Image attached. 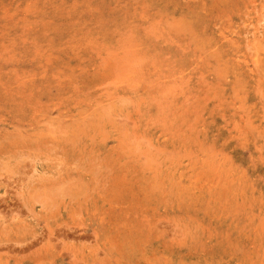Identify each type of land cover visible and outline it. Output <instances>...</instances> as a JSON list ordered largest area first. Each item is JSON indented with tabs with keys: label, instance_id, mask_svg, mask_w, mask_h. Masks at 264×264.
<instances>
[{
	"label": "rangeland",
	"instance_id": "374dc122",
	"mask_svg": "<svg viewBox=\"0 0 264 264\" xmlns=\"http://www.w3.org/2000/svg\"><path fill=\"white\" fill-rule=\"evenodd\" d=\"M85 260L264 264V0H0V264Z\"/></svg>",
	"mask_w": 264,
	"mask_h": 264
},
{
	"label": "bare ground",
	"instance_id": "6f19581e",
	"mask_svg": "<svg viewBox=\"0 0 264 264\" xmlns=\"http://www.w3.org/2000/svg\"><path fill=\"white\" fill-rule=\"evenodd\" d=\"M257 79H258V78H257ZM17 165H18V164H17ZM13 172H14V171H13ZM18 172H19V171H18ZM16 173H17V172H16ZM10 175H11V174H10ZM11 176H12V175H11ZM21 176H22V175H21ZM23 177H24V176H23ZM19 178H20V176H19ZM14 179H15V178H14ZM24 181H25V180H24ZM60 184H61V183H60ZM9 186H10V185H9ZM18 188H19V187H18ZM131 189H133V188H131ZM23 191H24V190H23ZM5 192H6V191H5ZM44 193H45V192H44ZM54 193H55V192H54ZM16 194H17V193H16ZM18 195H19V194H18ZM18 195H17V197H18ZM92 195H93V194H92ZM101 195H102V194H101ZM101 195H100V196H101ZM19 196H20V195H19ZM57 196H58V195H57ZM96 196H97V195H96ZM111 196H112V195H111ZM5 197H6V196H5ZM14 197H15V196H14ZM109 197H110V196H109ZM87 198H88V197H87ZM16 199H17V198H16ZM31 199H32V198H31ZM129 199H130V198H129ZM22 200H23V198H22ZM25 200H26V199H25ZM93 200H95V198H94ZM110 200H111V199H110ZM15 201H16V200H15ZM109 202H110V201H109ZM109 202H108V203H109ZM131 202H132V201H131ZM23 203H24V202H23ZM23 203H22V204H23ZM83 203H84V202H83ZM114 203H115V202H114ZM130 204H131V203H130ZM94 205H95V204H94ZM106 205H107V204H106ZM106 205H105V206H106ZM110 205H111V204H110ZM85 207H86V206H85ZM99 207H100V206H99ZM93 208H94V207H93ZM85 209H86V208H85ZM104 209H105V208H104ZM17 210H18V208H17ZM86 210L88 211V209H86ZM86 210H85V213H86ZM92 210H93V209H92ZM99 210H100V208H99ZM18 211H19V210H18ZM105 211H107V210H105ZM79 212H80V211H79ZM90 212H92V211H90ZM108 212H109V214H110V210H109ZM12 213H13V212H12ZM85 213H84V215H85ZM99 213H100V212H99ZM22 214H23V213H22ZM92 214H93V213H92ZM107 214H108V213H107ZM107 214L105 213V215H107ZM111 214H112V213H111ZM89 216L91 217L92 215H89ZM96 216H97V215H96ZM96 216H95V217H96ZM107 216H108V215H107ZM112 216H114V215H112ZM112 216L110 215V217H112ZM84 217H85V216H84ZM101 217H102V216H101ZM104 218H105V217H104ZM99 219H100V218H99ZM102 219H103V218H102ZM116 219H117V218H116ZM121 219H122V218H121ZM94 220H96V219H94ZM103 220H104V219H103ZM114 220H115V219H114ZM86 221H87V219H86ZM100 221H101V220H100ZM106 221H108L107 218H106ZM16 222L18 223V221H16ZM65 222H66V221H65ZM83 222H84V221H83ZM91 222H92V221H91ZM101 222H102V221H101ZM22 223H23V222H22ZM97 223H98V222H97ZM102 223H103V222H102ZM114 223H116V222H114ZM19 224H20V223H19ZM84 224H85V223H84ZM10 225H12V224H10ZM10 225H9V229H10ZM76 225H77V224H76ZM88 225H89V224H88ZM103 225H104V224H103ZM103 225H102V226L100 225V226L103 227ZM111 225H112V224H111ZM113 225H114V224H113ZM113 225H112V226H113ZM7 226H8V225H7ZM7 226H6V227H7ZM13 226H14V225H13ZM17 226H18V225H17ZM17 226H16V227H17ZM50 226H51V225H50ZM91 226H92V225H91ZM98 226H99V225H98ZM98 226H97V227H98ZM11 227H12V226H11ZM19 227H20V226H19ZM79 227H80V226H79ZM104 227H105V226H104ZM115 227H116V226H115ZM13 228H14V227H13ZM88 228H89V227H88ZM109 228H112V227H109ZM5 229H6V228H5ZM51 229H52V227H51ZM93 229H94V228H93ZM99 229H100V228H98V230H99ZM11 230H12V229H11ZM89 230H91V229H89ZM110 230H112V229H110ZM114 230H115V229H114ZM114 230H113V231H114ZM46 231H47V229H46ZM52 231H54V229H53ZM33 232H34V231H33ZM33 232H32V234H34ZM122 232H123V231H122ZM5 233H6V232H5ZM51 233H53V232H51ZM51 233H50V235H51ZM103 233H104V232H103ZM6 234H7V233H6ZM30 234H31V233H30ZM92 234H93V233H92ZM98 234H99V233H98ZM107 234H108V233H107ZM117 234H118V233H117ZM21 235H22V234H21ZM119 235H120V234H119ZM101 236H103V234H102ZM117 236H118V235H117ZM56 237H57V236H56ZM99 237H100V235H99ZM124 237H125V236H124ZM7 238H8V237H7ZM14 238H18V237H14ZM14 238H13V239H14ZM22 238H23V237H22ZM24 238H25V237H24ZM47 238H48V237H47ZM50 238H51V237H49V239H50ZM54 238H55V237H54ZM106 238H107V236H106ZM109 238H110V237H109ZM115 238H116V237H115ZM11 239H12V237H11ZM42 239H43V237H42ZM15 240H16V239H15ZM18 240H21V239H18ZM25 240H26V239H25ZM43 240H44V239H43ZM45 240H46V239H45ZM96 240H97V239H96ZM107 240H108V239H107ZM22 241H23V240H22ZM51 241H52V240H51ZM103 241H104V238L102 239V243H104ZM46 242H47V241H46ZM125 242H126V241H125ZM26 243H27V242H26ZM29 243H30V242H29ZM44 243H45V242H44ZM48 243H50V242H48ZM122 243H123V242H122ZM27 244H28V243H27ZM27 244H26V246H27ZM41 244H43V243H40V246H39V247H41ZM50 244H51V243H50ZM50 244H48V246H49ZM100 244H101V243H100ZM8 245H9V244H8ZM28 245H29V244H28ZM31 245H32V244H31ZM46 245H47V243H46ZM46 245H45V247H46ZM60 245H61V244H60ZM107 245H108V244H107ZM107 245H106V246H107ZM21 246H22V245H21ZM29 246H30V245H29ZM42 246H44V245H42ZM48 246H47V247H48ZM50 246H51V245H50ZM50 246H49V248H50ZM52 246H53V245H52ZM54 246H55V244H54ZM103 246H104V244H103ZM16 247H17V245H16ZM18 247H19V246H18ZM23 247H25V246H23ZM47 247H46V249H47ZM3 248H4V247H3ZM19 248H20V247H19ZM37 248H38V247H37ZM108 248H109V247H108ZM42 249L44 250L43 247H42ZM104 249H105V248H104ZM49 250H50V249H49ZM49 250H47V252H48ZM51 250H52V249H51ZM106 250H107V249H106ZM53 251H54V250H53ZM43 252H45V250H44ZM51 252H52V251H51ZM35 253H36V252H35ZM52 253H55V252H52ZM27 254H28V253H27ZM31 254H33V252H31ZM41 254H42V252H41ZM28 255H29V254H28ZM28 255H27V256H28ZM37 255H38V253L36 254V256H37ZM48 255H49V254H48ZM52 255H53V254H52ZM54 255H55V254H54ZM57 255H59V254H57ZM57 255H56V257H57ZM110 255H111V254H110ZM32 256H33V255H32ZM32 256H31V258H32ZM36 256H35V257H36ZM42 256H43V255H42ZM42 256H40V257H42ZM23 257H24V256H23ZM23 257H21V258H23ZM52 257H54V256H52ZM17 258H18V257H17ZM21 258H20V259H21ZM25 258H26V257H25ZM28 258H30V256H29ZM31 258H30V259H31ZM38 258H39V257H38ZM44 258H45V257H44ZM42 259H43V258H42ZM50 259H51V258H50ZM79 259H80V258H79ZM22 260H23V259H22ZM22 260H21V261H22ZM28 260H29V259H28ZM31 260H32V259H31ZM48 260H49V259H48ZM54 260H55V259H54ZM81 260H82V259H81ZM39 261H40V260H39ZM42 261H43V260H42ZM82 261H83V260H82ZM19 262H20V261H19ZM22 262H23V261H22ZM49 262H50V260H49ZM38 263H39V262H38ZM82 263H83V262H82ZM90 263H91V262H90ZM90 263H89V264H90ZM18 264H19V263H18ZM21 264H22V263H21ZM36 264H37V263H36ZM85 264H86V260H85Z\"/></svg>",
	"mask_w": 264,
	"mask_h": 264
}]
</instances>
